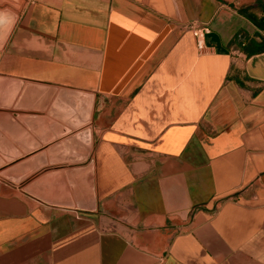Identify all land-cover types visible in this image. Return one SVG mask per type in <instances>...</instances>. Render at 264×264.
<instances>
[{
    "label": "crops",
    "instance_id": "1",
    "mask_svg": "<svg viewBox=\"0 0 264 264\" xmlns=\"http://www.w3.org/2000/svg\"><path fill=\"white\" fill-rule=\"evenodd\" d=\"M13 1L0 264H264V0Z\"/></svg>",
    "mask_w": 264,
    "mask_h": 264
},
{
    "label": "trees",
    "instance_id": "2",
    "mask_svg": "<svg viewBox=\"0 0 264 264\" xmlns=\"http://www.w3.org/2000/svg\"><path fill=\"white\" fill-rule=\"evenodd\" d=\"M253 21L257 26H260V22L256 21L255 19ZM241 39H243V41ZM261 44H258L253 40L246 38V36L242 33L236 35L233 41V46L238 50L244 52L246 55L263 52L264 41H262Z\"/></svg>",
    "mask_w": 264,
    "mask_h": 264
},
{
    "label": "built area",
    "instance_id": "3",
    "mask_svg": "<svg viewBox=\"0 0 264 264\" xmlns=\"http://www.w3.org/2000/svg\"><path fill=\"white\" fill-rule=\"evenodd\" d=\"M192 35L195 39L196 48L202 51L205 48V37L210 33V27L208 25H191L190 26ZM243 41V39H241ZM237 50V48H233Z\"/></svg>",
    "mask_w": 264,
    "mask_h": 264
},
{
    "label": "water",
    "instance_id": "4",
    "mask_svg": "<svg viewBox=\"0 0 264 264\" xmlns=\"http://www.w3.org/2000/svg\"><path fill=\"white\" fill-rule=\"evenodd\" d=\"M3 2H8L11 5H13L14 7H18L13 0H0V4L3 3ZM0 178H2L6 182H9V183L14 184V185H19V184H21L24 181L23 178L15 179V178L9 176V174H7L5 172H2V171H0ZM24 190L28 191L27 189H24Z\"/></svg>",
    "mask_w": 264,
    "mask_h": 264
}]
</instances>
